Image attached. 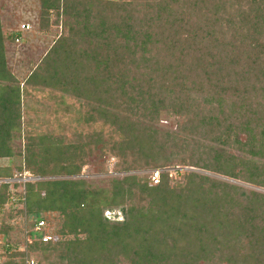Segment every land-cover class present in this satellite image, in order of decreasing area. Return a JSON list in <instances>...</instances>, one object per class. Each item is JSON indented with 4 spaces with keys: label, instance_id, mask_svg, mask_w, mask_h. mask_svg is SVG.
<instances>
[{
    "label": "trees",
    "instance_id": "1",
    "mask_svg": "<svg viewBox=\"0 0 264 264\" xmlns=\"http://www.w3.org/2000/svg\"><path fill=\"white\" fill-rule=\"evenodd\" d=\"M39 6L65 32L22 77L7 58L21 34L0 9V158L12 161L0 179L40 177L0 184V264H264V193L204 173L264 188V0ZM34 91L56 119L77 106L106 130L25 128ZM97 154L136 173L76 177ZM179 166L193 170L156 184L138 172ZM115 209L122 219L104 215ZM40 219L49 241L35 238Z\"/></svg>",
    "mask_w": 264,
    "mask_h": 264
},
{
    "label": "rangeland",
    "instance_id": "2",
    "mask_svg": "<svg viewBox=\"0 0 264 264\" xmlns=\"http://www.w3.org/2000/svg\"><path fill=\"white\" fill-rule=\"evenodd\" d=\"M0 9H1V18L5 29H15L19 31V35L21 34L20 40L18 42H13L7 44V58L9 66L12 70H14L20 77L27 75L31 68L38 63L39 59L46 53L49 47L53 44V40L65 32V29L58 24L53 23V13L50 12V17L48 20H40L39 12V0H0ZM21 23H28L31 25L29 31L20 30ZM33 98L28 97L24 102L25 112L24 113V127L31 128L32 126L37 128V131H53V129L57 128L59 123H63L69 126L72 130H77L81 132L88 131H104L106 130V126L103 122H94V123H86L79 121L80 112L73 107L69 109L70 111L60 110L58 113L59 116L56 119L55 115L48 110H44L43 108L53 106L54 98L49 97L48 91H34L32 92ZM35 97V98H34ZM32 98V99H31ZM68 102V100L66 99ZM46 105V106H45ZM58 105V103H57ZM60 106V105H58ZM30 120L31 125L26 126V122ZM165 127L174 128L175 122L170 119H164L161 123ZM243 136L241 135L239 139L242 141ZM24 141V140H23ZM241 155L246 159H256L254 155L242 151ZM92 163H94V168L91 165H86L81 170L80 174L76 177L86 178L91 180H102L111 176L121 177L124 174L128 173H136L133 171L124 172L117 171L115 169V164L118 163L114 156H109L107 159H101V156H92L89 158ZM16 164V162H13ZM12 165V161L8 158H0V166ZM107 168V170H102V168ZM155 169V168H154ZM154 169H143L138 171L139 173H144L147 179L152 183L156 184L155 181L151 178L152 171ZM175 169L179 171H188L193 170L189 167H172L162 169L161 171H169L171 174L175 175ZM199 171V170H198ZM15 175H17L16 168H14ZM207 175L212 177H217L222 180L231 182L236 185H240L242 187L248 189H254L259 192L264 193V188L251 186L235 179H230L223 176H217L210 172H205ZM160 176V175H159ZM159 179V177H158ZM13 206V207H12ZM16 209L18 207L17 204H12L10 208ZM104 215L110 219H122V213L120 210L115 209L112 211H105ZM19 222L20 218L17 217L14 222ZM47 224V231L50 230L49 222L45 221Z\"/></svg>",
    "mask_w": 264,
    "mask_h": 264
},
{
    "label": "built area",
    "instance_id": "3",
    "mask_svg": "<svg viewBox=\"0 0 264 264\" xmlns=\"http://www.w3.org/2000/svg\"><path fill=\"white\" fill-rule=\"evenodd\" d=\"M30 28V25L28 23L25 24H21L20 25V29L21 30H28ZM18 41V40H16ZM161 169H154L152 171V175L151 178L156 182H158V177H159V173H160ZM40 179V177H31V176H23L20 178H12V179H0V184L2 182H11V181H33V180H37ZM47 224L45 223V220L40 219L35 223L34 226V232L36 233L35 238L38 240H42L44 242L49 241L52 239V235L47 231L46 229ZM26 264H40L38 263L35 259H29Z\"/></svg>",
    "mask_w": 264,
    "mask_h": 264
},
{
    "label": "crops",
    "instance_id": "4",
    "mask_svg": "<svg viewBox=\"0 0 264 264\" xmlns=\"http://www.w3.org/2000/svg\"><path fill=\"white\" fill-rule=\"evenodd\" d=\"M21 24H25V23H21ZM21 24H20V25H21ZM9 30H10V29H9ZM14 30H15V29H14ZM20 30H21V29H20ZM15 31H16V32H15V36H16V35L18 36V35H19V33L17 32L18 30H15ZM24 31H28V30H24Z\"/></svg>",
    "mask_w": 264,
    "mask_h": 264
}]
</instances>
